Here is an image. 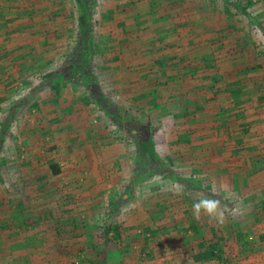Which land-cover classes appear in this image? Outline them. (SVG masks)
I'll return each mask as SVG.
<instances>
[{"label":"rangeland","instance_id":"1","mask_svg":"<svg viewBox=\"0 0 264 264\" xmlns=\"http://www.w3.org/2000/svg\"><path fill=\"white\" fill-rule=\"evenodd\" d=\"M225 1H0V264H264V0Z\"/></svg>","mask_w":264,"mask_h":264},{"label":"trees","instance_id":"2","mask_svg":"<svg viewBox=\"0 0 264 264\" xmlns=\"http://www.w3.org/2000/svg\"><path fill=\"white\" fill-rule=\"evenodd\" d=\"M82 1L83 0H73V2L76 4V8L79 11H81L82 7L84 6L82 4ZM224 3L227 6H229L231 8V10L233 9L234 11H236L235 12L236 16H238L239 18L240 17L243 18L245 15L248 16L249 8L253 5L252 0H230V1H225ZM11 20L12 19H10L9 21H11ZM236 41H237L239 47L240 46L242 47L241 52L242 51L245 52V50H243L244 49L243 46L245 44V40L237 39ZM152 48H155V47L152 46ZM250 54H251L252 58H247L248 56H246L245 59L243 60V62H245L244 65H248L251 61L254 62V61H257V60H261V58L257 57V54H256V52H254V50H252V49L248 50L247 51V55H250ZM240 58H243V57H240ZM201 60H203L201 57L198 58L199 62H201ZM189 62H190V60H189ZM172 66L173 67H178V65L176 63H173ZM163 67H164V69H161L162 73H164V71H165V69L167 67L166 64H163L162 68ZM51 74L52 73H49L50 76H51ZM183 75L185 76L184 73H183ZM183 75L179 76L178 73H177L173 77H174L175 80L180 81V80H182ZM213 78H215V76H213ZM167 79H169V76L167 77ZM214 86H215V83L210 81V89L212 90L210 92L211 95L208 93L207 96L204 95L205 98H203V96H198L197 95V91L195 93H193L194 97L198 98L199 101H195L194 98L193 99L188 98L189 95H187L186 93H183L180 96H178L177 97V104L175 105V109H177V110H174V111H176L178 113V114L177 113L176 114L177 115H184L186 112H188L187 108L185 107V104L189 103V102H193L195 104L194 105V112H199V110H203L204 111L206 109V105L208 104V102H217L218 99H219V96H218V94H216V92H214V89H215ZM224 90L227 91V93H225V95L226 96L229 95V97H228L229 98V102L228 103H229V106H230V105H232V102H233V98L232 97L230 98L231 90L229 88L227 89L226 86H225ZM150 93H151L150 91H146V94L149 95ZM256 98H257V102H259V100L264 99V96H258ZM152 102H153V105H154L155 104V100L153 99ZM222 109L223 108H221L219 110V108H217V110H216L217 112L216 113L217 114H221V110ZM159 111L160 112H158L159 113L158 115H165L166 113L170 112V110L167 111L166 108L160 109ZM171 112H173V111H171ZM157 117L159 119H161V117H159V116H157ZM141 121L145 122L144 119L141 120ZM150 122L151 121H149L147 119V121L145 123L148 124V126L153 125ZM154 127L155 126L153 125V127H151V128H154ZM162 138H167V136L163 135ZM162 140H164V139H162ZM169 141L170 142H179V139L176 138V136H175L174 139H172V140L169 139ZM153 148L155 149V144L152 146V143L151 144H146L145 142H143L140 149H141L142 153L150 154L152 157H154L153 155H154L156 149L153 151ZM49 169H50V174L51 175L55 176V175L59 174V168H58V166L56 164H50L49 165ZM262 211H264V200L262 202ZM159 213H162V209H160ZM154 218H156V216ZM150 219H151V217H150ZM148 224H149V222H148ZM148 224H147V222L144 223V228H145V232L144 233H148L150 236L155 237L156 232L154 230H151V228H150V226ZM103 227H104L105 232L107 233L106 234L107 237H108V235L110 233H112V236H113L112 238H115L119 242L120 238H119V236L117 234V225L116 224H110L108 226H103ZM111 230H113V231H111ZM110 240L106 239L105 242L108 243V242H110ZM220 254H221V252L216 247L215 242H207L206 244H200L199 246H197L196 250L193 251L192 255H193L194 261L200 263V262H203V261H209V260L214 259V258L218 259L220 257Z\"/></svg>","mask_w":264,"mask_h":264},{"label":"clouds","instance_id":"3","mask_svg":"<svg viewBox=\"0 0 264 264\" xmlns=\"http://www.w3.org/2000/svg\"><path fill=\"white\" fill-rule=\"evenodd\" d=\"M193 218L199 221L202 216H206L210 221H214L217 226L223 225L225 222V213L219 199L208 196L202 197L194 202L191 206Z\"/></svg>","mask_w":264,"mask_h":264}]
</instances>
